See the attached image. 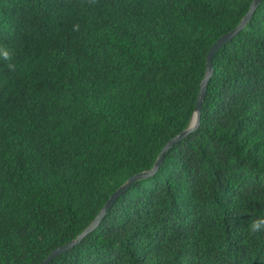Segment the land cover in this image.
<instances>
[{"label":"trees","instance_id":"1","mask_svg":"<svg viewBox=\"0 0 264 264\" xmlns=\"http://www.w3.org/2000/svg\"><path fill=\"white\" fill-rule=\"evenodd\" d=\"M253 1L0 0V264L41 263L154 167ZM258 217L264 0L214 55L198 129L48 264H264Z\"/></svg>","mask_w":264,"mask_h":264},{"label":"water","instance_id":"2","mask_svg":"<svg viewBox=\"0 0 264 264\" xmlns=\"http://www.w3.org/2000/svg\"><path fill=\"white\" fill-rule=\"evenodd\" d=\"M262 1L263 0H254L252 2V4H251V7H250L248 13L245 15V17L240 22V24L235 29H233L232 31H230L229 33H227L226 35H224L223 37L218 39L214 43V45L212 46L211 50L209 51V53L207 55L208 74L203 79V81L201 83V87H200V91H199V95H198L197 103H196V110H195V113L193 115V118L191 120V123H190L189 127L187 129H185L181 134H179L178 136L173 138L171 141H169L163 147V149L161 150V152H160V154H159V156L157 158V161H156L154 167L151 170L145 171V172H141V173H139L137 175L132 176L121 188H119L110 197V199L107 201V203L104 205V207L102 208L101 212L95 218L93 223L85 231H83V233H81L75 240L70 241V242L64 244L63 246L55 249L44 261H42L39 264H48V263H50L58 255H61L62 253L68 251L69 249L73 248L75 245L80 243L86 235H88L90 232H92L99 225L101 219L105 216L106 212L113 205L115 199L119 196V194L121 192H123L127 187H129L130 184L134 180H136L137 178L149 176V175L153 174L155 171H157L159 169L161 163L163 162V160L165 158V155L174 146V144L179 142V141H181L186 136H188L190 133H192V132H194V131H196L198 129V127L200 125V120H201V110H202L203 102H204L206 91H207V85H208V82H209V79H210V75H211L212 69H213V57L226 42H228L230 39H232L233 36L236 33H238L239 31H241V29L251 20L252 16L254 15L255 10L257 9V7L260 5V3Z\"/></svg>","mask_w":264,"mask_h":264},{"label":"clouds","instance_id":"3","mask_svg":"<svg viewBox=\"0 0 264 264\" xmlns=\"http://www.w3.org/2000/svg\"><path fill=\"white\" fill-rule=\"evenodd\" d=\"M73 30L78 31L79 25H75ZM0 59L8 61V67L14 70L15 65L11 63L12 55L10 50L5 47H0ZM247 232L250 235H255L257 233L264 232V217H258L250 221L247 227Z\"/></svg>","mask_w":264,"mask_h":264}]
</instances>
